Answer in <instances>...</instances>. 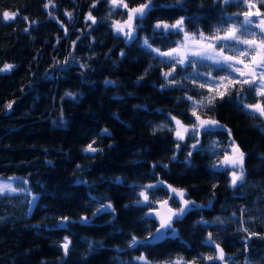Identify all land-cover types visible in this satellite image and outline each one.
Masks as SVG:
<instances>
[{"label":"trees","instance_id":"1","mask_svg":"<svg viewBox=\"0 0 264 264\" xmlns=\"http://www.w3.org/2000/svg\"><path fill=\"white\" fill-rule=\"evenodd\" d=\"M125 2L131 9L146 0ZM46 4L48 0H0V69L14 66L0 72V178H21L30 191L0 198V264H136L133 258L141 255L154 264L177 256L194 264H264V123L235 103L232 90L231 98L217 97L213 110H197L203 119L225 125L231 136L225 129L211 134L201 130L177 149L170 117L190 126L191 107L183 97L199 100L210 89L196 86L203 80L162 88V73L172 68L140 43L148 37L153 48L168 51L183 36H159L153 29L158 21L171 24L184 17L187 32L211 36L222 15L243 14L248 7L222 0L158 7L138 29L139 40L129 44L112 27L127 20V10L112 11L108 0ZM257 7L264 12V0ZM4 12L16 16L4 21ZM89 13L95 24L86 19ZM233 23L238 22L223 27ZM198 69L214 76L226 73ZM189 71L176 65L169 80H181ZM257 102L264 103V98L248 93L245 103ZM162 124L167 126L153 131ZM103 129L111 135L101 136ZM231 140L245 154L244 181L236 187L230 186V169L212 167L226 151L213 154L211 142L227 149ZM89 144L102 151L85 153ZM157 180L185 190V199L204 207L174 222L178 236L130 249L132 236L142 239L158 227L154 222L146 227L141 220L151 209L135 206L143 190L138 185ZM154 198L166 200L168 193L156 190ZM108 204L114 212L97 211ZM168 204L179 208L171 200ZM81 217L90 222L82 223ZM209 233L223 249L224 261L200 259L218 254L205 243ZM65 237L71 241L67 256L60 247Z\"/></svg>","mask_w":264,"mask_h":264},{"label":"snow or ice","instance_id":"2","mask_svg":"<svg viewBox=\"0 0 264 264\" xmlns=\"http://www.w3.org/2000/svg\"><path fill=\"white\" fill-rule=\"evenodd\" d=\"M112 11L116 9H125V15L127 20L121 24L119 21L113 22V29L117 36L123 38L126 43H132L139 40L138 29L143 26V21L145 17L155 8H183L186 0H171L170 3L158 4L156 0H146V2L139 4L137 7L131 9L128 8V4L125 0H108ZM219 2V0H218ZM225 5L236 4L238 6L252 7V0H222ZM55 5L53 0H48V4L45 7ZM95 5H93L94 7ZM69 19H71V13H66ZM111 15V12H110ZM16 13H3V20L8 21L14 19ZM256 17L257 19H253ZM24 19H27L26 17ZM87 20H91L93 24L96 23V19L89 13ZM184 17H180L174 23H167L166 21H158L154 26V33H158L159 36L167 38L171 35H182L183 40L173 41L177 45L175 48H169L168 51H161L159 48H153L148 37H144L140 41L141 46L148 50L154 58H159L161 64H167L172 68V71L163 72L162 76L165 79V84L162 88L169 87H180L184 88V81L191 80L195 83L196 80H203L204 83L196 85L198 88H204L207 85H215L214 89L209 90L207 96L201 94V99L197 100L192 96L183 97V99L190 104L191 116L193 117L192 124L190 126L184 125L183 122L174 116L170 117V121L174 122L172 127L169 128L170 131L174 133V138L176 139L177 149L180 147V142L185 141L186 137L197 138L198 134L203 130V132L211 134L212 131L216 129H225L229 136H231V130L227 129L225 125L220 124L219 121L209 118L201 119L197 114V110H213L217 97L223 99L227 94L229 98L232 96V90L236 91L235 103L245 110L249 115L255 118L261 119L264 123V103L257 102L255 104H246L248 93H251L253 97L264 98V17L260 12H245L243 14H232V15H222L221 26L216 27L213 30V35L206 36L202 31L199 34H190L185 30ZM236 20L238 23L231 24L229 27H223V25L228 24L230 21ZM33 23H35L33 21ZM27 31V29H25ZM221 32L223 34H221ZM65 34L67 35V30L65 29ZM257 35L259 39H256ZM247 37H252L251 39ZM235 53L236 55H226L225 53ZM124 55V53H121ZM248 61L246 63L245 61ZM67 63V62H65ZM179 65L182 71H186L191 68V72L181 79L177 80L175 77L169 80L170 76H173L175 72V66ZM217 69L220 71H225L228 73V79L224 77H214L211 71L201 72L196 67ZM13 65H5L0 72L11 71ZM106 84L114 83V81H105ZM223 86V90L221 89ZM247 86L248 92H244ZM67 96L73 97V93H66ZM8 108L12 105L8 104ZM63 122V121H62ZM167 125H159L158 129H153V131L162 130ZM101 136H110L111 133L108 129H103L100 133ZM95 143V141H93ZM213 147L211 151L213 154H219L224 151H231V156H225L221 161V165L225 169H239V175L233 171L231 177V187H236L238 184H242L244 181V153L240 151L239 146L235 144L234 140L228 144L227 149H222L220 147L219 141L211 142ZM199 140L192 144L193 149H197ZM203 150V149H201ZM85 153H95L97 151H102V149L94 148L92 144H89L83 149ZM191 156V152L187 153V157ZM172 159H176L175 156ZM79 167V165L77 166ZM163 167L167 168V165ZM214 169L215 165L212 166ZM155 168V165H153ZM18 178H4L0 180V198L17 193L19 191H29L27 189H18L14 187L13 183L10 181L16 180ZM117 183H122V181L117 178ZM138 187L143 190L137 193V200L135 201V206L137 207H148L151 209L146 212L141 220L145 222L146 227L149 226L150 222L157 223L159 226L154 232L149 230V235L144 238H137L132 236L131 240L128 242L127 247L130 249H135L141 246H147L151 244H157L161 241L168 239L169 237L178 236V232L175 227H173L174 222H178L183 219V217L194 208L204 207L203 205L196 204L195 201L185 199L186 192L183 189H177L172 185L166 184L163 180H157L153 184L138 185ZM165 190L168 193V199L158 201L155 199L156 190ZM151 193V196L149 195ZM37 197H33L35 201ZM171 200L173 203H178L181 206L177 209H172L168 207V201ZM161 209H165L164 212ZM97 211H110L114 212L115 209L111 204L101 205ZM68 222V218H64ZM82 223H89L87 217H81ZM201 224H208V221L201 220ZM63 226V225H62ZM243 231L247 232L248 229L244 228ZM205 243L209 246H214L217 250V256L214 258L212 256L200 257L206 261H224L225 255L223 249L220 248L218 244L212 239L211 233H209L208 239ZM71 241L68 237L64 238L63 244L60 247L63 249L64 255L67 256L69 252V246ZM92 248V245H89ZM120 251V249H117ZM136 264H154L153 261L149 260L146 256L134 257ZM160 264H189L188 261L184 259L183 256H177L174 259L160 262ZM194 264V262H193Z\"/></svg>","mask_w":264,"mask_h":264},{"label":"rangeland","instance_id":"3","mask_svg":"<svg viewBox=\"0 0 264 264\" xmlns=\"http://www.w3.org/2000/svg\"><path fill=\"white\" fill-rule=\"evenodd\" d=\"M252 3H253V6H252V7H248L247 5H245V6L248 7V12L255 13V12L258 11V12H260V13L262 14V17H264V12H262V11H261L260 9H258V7H257L258 0H252ZM253 19L255 20V19H257V18H256V17H253ZM233 24H235V23H233ZM221 34H223V33H221ZM197 35H198V34H197ZM247 38L251 39L252 37H247ZM256 39H259V36H258V35H257ZM182 40H183V38H182ZM175 47H177V45H175ZM175 47H174V48H175ZM225 54H226V55H236L235 53H229V52H226ZM245 62L248 63L247 60H246ZM196 67L198 68V65H197ZM189 72H191V68H190V71H189ZM187 73H188V72L184 73L183 76L185 77V76L187 75ZM212 76H214V75L212 74ZM214 77H217V78L224 77V78L227 80V79H228V73L226 72V73H225L224 75H222V76H214ZM207 88H208V89H214V88H215V85H207ZM220 90H223V86H221V89H220ZM201 119H203V118L201 117ZM226 155H227V156H231V155H232L231 151H226L224 157H225ZM224 157L221 159V161L224 159ZM221 161L218 162L217 164H215L216 168H224V167L221 165ZM230 171H231V177H232L233 171H235L236 174L239 175V169H238V168H237V169H230ZM11 178H13V177H11ZM14 178H18V177H14ZM2 179H4V178H0V180H2ZM10 182H12L13 185H14V187H16V188H18V189H22V190L27 189V190H28V187H27L26 181L23 180V179H21V178H18V179H16V180H13V181H10ZM17 193L29 194L30 191H19V192H17ZM31 197H32V196H31ZM35 197H37V196H35ZM37 198H38V197H37ZM32 199H33V198H32ZM36 200H37V199H36ZM36 200L33 201L32 206L35 204ZM178 205H179V207L181 206L180 204H178ZM189 264H193V263H192V262H189Z\"/></svg>","mask_w":264,"mask_h":264},{"label":"water","instance_id":"4","mask_svg":"<svg viewBox=\"0 0 264 264\" xmlns=\"http://www.w3.org/2000/svg\"><path fill=\"white\" fill-rule=\"evenodd\" d=\"M168 207H170V206H169V204H168ZM161 211H162V212H164V211H165V209H161ZM158 226H159V225H158Z\"/></svg>","mask_w":264,"mask_h":264}]
</instances>
